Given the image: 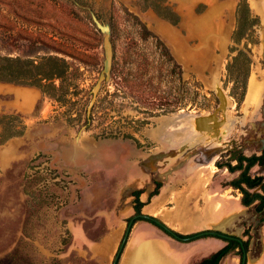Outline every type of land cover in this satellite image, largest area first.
I'll return each instance as SVG.
<instances>
[{
  "label": "rangeland",
  "instance_id": "374dc122",
  "mask_svg": "<svg viewBox=\"0 0 264 264\" xmlns=\"http://www.w3.org/2000/svg\"><path fill=\"white\" fill-rule=\"evenodd\" d=\"M248 3L250 13L245 0H0V66L41 68L32 86L0 81L37 93L22 99L0 90V118L9 116L0 135L25 126L0 145V264H96L83 257L73 230L102 241L117 218L134 214L128 189L145 191L148 201L154 185L131 182L137 173L125 154L137 151L131 164L154 153L167 158L176 146L166 131L191 128L190 116L219 106L216 81L235 121L224 143L245 138L248 85L264 40ZM90 11L111 26L114 60L89 122L105 66L104 36ZM55 62L65 73L36 82L39 72L58 70ZM215 175L223 188L239 178ZM154 199L144 208L158 210Z\"/></svg>",
  "mask_w": 264,
  "mask_h": 264
},
{
  "label": "crops",
  "instance_id": "0c3cea01",
  "mask_svg": "<svg viewBox=\"0 0 264 264\" xmlns=\"http://www.w3.org/2000/svg\"><path fill=\"white\" fill-rule=\"evenodd\" d=\"M251 7L261 18L260 32L264 37V0H251ZM260 63L261 67L257 70ZM256 64L257 72L251 77L246 99V119L249 121L246 126L247 138L252 145L247 149V155L260 154L264 147V40ZM0 90L14 92L22 99L37 94L33 89L13 87L10 84H0ZM214 165L213 162L171 176L165 181L161 194L152 202L160 208L145 209L144 213L161 219L183 234L214 229L243 236L247 228L245 223L250 225L256 222L255 216L241 204L237 191L223 188V181L215 175L218 170ZM206 171L212 174L208 176ZM262 171L257 167L253 169V174L264 175ZM146 182L145 185L151 184ZM162 203H165V208H161ZM106 216L113 217L112 220H117V224L113 225L111 233L103 236L102 241H94L81 227L73 230L75 241L85 253L83 257L96 264H112L125 231L126 215L121 220L116 213H107ZM258 235L262 238V228L258 230ZM224 246L225 243L218 239L179 243L153 225L138 222L131 231L119 264H198ZM249 256L251 264H264V250L257 259H251V253ZM223 264H240V260L231 255Z\"/></svg>",
  "mask_w": 264,
  "mask_h": 264
},
{
  "label": "flooded vegetation",
  "instance_id": "af4514ba",
  "mask_svg": "<svg viewBox=\"0 0 264 264\" xmlns=\"http://www.w3.org/2000/svg\"><path fill=\"white\" fill-rule=\"evenodd\" d=\"M113 60H114V58H113ZM96 100H97V98H96ZM96 100L94 103H92V101H93V95H92V100H91V102L88 106V109H87V117L89 118V122L91 121L90 117L92 116V110L95 107ZM246 128L247 127L243 128L245 133H247ZM244 132H242L243 135H241V138L245 136L244 139L243 138L239 139V140L235 139V141H231L228 143L215 144L211 148H208L205 151L196 152L194 142L197 139V134L194 133L192 128L187 127L186 129H182L181 131H180V129H177L176 131L173 130L171 133L166 131L164 136H167V138H169L168 140H166V142H168V141L172 142L171 146H176V149L174 147H172V149L168 150L167 158H165V155L164 156L162 155V157H161L159 154L154 153V154H149L146 159H139L137 161L133 160L134 162L132 161V164L129 162L130 158L136 157L137 151H135L133 149L131 151L129 150V155H128V153H127L128 151L126 149V151L124 152V153H127V154H125L126 155L125 163H129L132 167L134 166L136 173H137L131 179V182L139 183V180H142L144 182L148 181L149 183L153 184L154 188H155L153 193L149 195L148 201H146V203L142 200V195L145 194V191L141 192V190L135 191V190L128 189L129 191H127V192L132 194L131 197L134 198V202H133L134 214L132 215V217L127 218V222H126L127 228L135 216L146 215L144 213V209H145L144 206L150 204L149 203L150 200H152L153 198H155L161 194V190L164 187L165 181H167L171 176L178 174L181 171L187 172V171H190L192 169H196L199 166L207 165V164L214 162L216 169H219L218 167H220L221 172L222 171L224 172L227 170L233 174L238 173L239 174L238 179H240L241 174H242V170L231 172L229 169V166L236 167L239 164V159L241 157H246V158H251L253 156L264 157V147L261 150L260 154H256V153L251 154V155L246 154L247 149L251 145V141L249 143L247 135L246 134L244 135ZM241 140H243L244 142L240 143ZM107 151H108L107 154H109L111 152V150H107ZM112 152H113V155H109L108 158L112 162L115 161L114 163L116 164V162L118 160L119 150L118 149H116V150L112 149ZM246 164L247 163L245 162L244 166H246ZM161 167L165 168V169L161 170ZM257 167L259 168V170H263L262 171V173H263L264 172V161L262 164H256L255 166H253L249 171V175L253 178L262 177L263 181H262L261 185H259L257 188H255L253 190H249V191H250V193H256V194H259L261 197H264V175L263 174H260V175L253 174V169L257 168ZM220 170H218V171L220 172ZM238 179L229 181L230 183L228 182L225 187L226 188L231 187L234 191H239V193L241 194V204L245 208H247L249 210V212H253V214L255 216V221H256V222H252L250 225H246V223H245V226H247V228L244 231L243 236H240L237 233L234 234L231 232H224V231H219V230H214V229H206V230H202L200 232L192 233V234H183V233H180V232L172 229L171 227H169L161 219L154 217V216H150V215H147V216L151 217L152 219L159 220L162 223V226L158 225L152 219H138V220L134 221L132 228H131V231H132L133 227L138 222H147V223L153 225L154 227H156L158 230L163 232L165 235H167L171 239H173L179 243L190 244V243H194V242H197L200 240H205V239H218V240L225 243L224 247H222L221 249L212 253L208 257L204 258L198 264H201L204 260L209 259L213 255L217 254L220 250L225 248L231 241H238L240 243H246L247 242L248 243V249L243 250L244 252L242 255L237 254L240 251V249L237 248L235 250V252H232L229 255H227L221 261L220 264H223V262L231 255L237 256L240 260V264H251L249 254L251 253V255H252L251 259H257V258H259V256H261V254L264 250V201L261 199H258L255 202H253L250 206H245L242 202L243 194L240 192V190L236 189L232 185V182H234ZM242 186L244 188H247L245 184H242ZM140 205H142V206H141L140 210L138 211L137 208ZM127 228H126V230H127ZM260 228L263 229L262 238L258 235V230ZM131 231L129 233V236L131 234ZM255 232H256V234H255ZM125 233H126V231H125ZM125 233H124V237H125ZM129 236L127 238L125 246L123 247V250L121 252V255H120V258H119V261L117 262V264L120 263V260H121L122 254L125 250V247L127 245ZM124 237L121 240L118 251L121 247V244L124 240ZM118 251H117V253H118ZM117 253H116V255H117ZM116 255H115V257H116ZM115 257H114V259H115ZM113 262H114V260H113ZM113 262H112V264H113Z\"/></svg>",
  "mask_w": 264,
  "mask_h": 264
},
{
  "label": "water",
  "instance_id": "95a60500",
  "mask_svg": "<svg viewBox=\"0 0 264 264\" xmlns=\"http://www.w3.org/2000/svg\"><path fill=\"white\" fill-rule=\"evenodd\" d=\"M90 14L94 25L104 36L105 50V67L97 84L92 89V103H94L103 83L109 81L111 78L113 68V44L111 39L112 29L110 24L108 22L101 21L94 12L90 11ZM215 95L219 101V106L213 113L208 115L190 116L189 125L193 129L194 133L197 134V139L194 142L196 152L205 151L215 144H224L225 140L230 136L232 127L235 124V121L229 117V99L224 89L220 86L219 81H216L215 83ZM138 219L152 218L147 215H137L132 219L130 225L126 230L124 240L114 259L113 264H117V262L119 261L121 252L123 250V247L125 246L132 225L134 221ZM152 220L158 225L162 226V223L159 220Z\"/></svg>",
  "mask_w": 264,
  "mask_h": 264
},
{
  "label": "trees",
  "instance_id": "16d2710c",
  "mask_svg": "<svg viewBox=\"0 0 264 264\" xmlns=\"http://www.w3.org/2000/svg\"><path fill=\"white\" fill-rule=\"evenodd\" d=\"M245 6L247 8L248 13L251 12L250 5L248 3V0H245ZM20 62V61H19ZM29 65V64H28ZM56 69L51 70L50 73L47 74V76L43 75L44 73L39 72V76L36 79V82L40 81H48V76L50 78H53L54 76H61L65 73V70L61 66L55 62ZM28 67V66H27ZM27 67L22 68L21 66L14 67L12 66V63L5 64L3 66H0V81L1 82H7V83H20L24 85H33L34 83H27V82H35L33 81V74L37 71L41 70L39 66H33L32 68L29 65V69ZM18 74V75H16ZM19 76L21 78H19ZM23 78V79H22ZM43 83H39V88L43 89L45 86L42 85ZM35 85V84H34ZM52 88H56L54 85ZM9 116H2L0 118V124L2 121L6 120ZM13 119L19 120V118L15 116H10ZM21 124V127L18 126L14 127L11 125L3 127V133L0 135L2 137V140H0V145L5 144L7 141H9L12 138L22 136L25 131V126L23 123L19 122ZM264 161V157H258L253 156L251 158L241 157L239 159V164L236 167L229 166V169L231 172L242 170L241 178L232 182V185L240 190V192L243 194L242 202L245 206H250L253 202H255L258 199H261L264 201V197H261L259 194L256 193H250L249 190H253L257 188L259 185H261L263 178L262 177H251L249 175L250 169L255 166L256 164H262ZM247 163L246 166H244V163ZM242 184H245L247 188H244ZM157 193V192H156ZM142 205H140L137 210L139 211ZM182 237V236H181ZM239 248L240 251L237 253L238 255L243 254V250L248 249V243H240L238 241H231L225 248L220 250L217 254L213 255L211 258L204 260L201 264H220L221 261L230 253L235 252V250Z\"/></svg>",
  "mask_w": 264,
  "mask_h": 264
}]
</instances>
